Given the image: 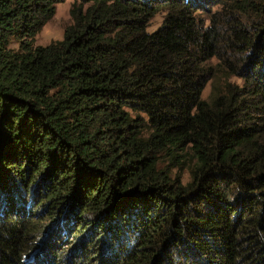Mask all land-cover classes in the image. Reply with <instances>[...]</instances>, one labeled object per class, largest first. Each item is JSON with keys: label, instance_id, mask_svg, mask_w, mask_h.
I'll return each instance as SVG.
<instances>
[{"label": "trees", "instance_id": "trees-1", "mask_svg": "<svg viewBox=\"0 0 264 264\" xmlns=\"http://www.w3.org/2000/svg\"><path fill=\"white\" fill-rule=\"evenodd\" d=\"M63 1L0 0V264H264V0H73L35 45Z\"/></svg>", "mask_w": 264, "mask_h": 264}, {"label": "rangeland", "instance_id": "rangeland-1", "mask_svg": "<svg viewBox=\"0 0 264 264\" xmlns=\"http://www.w3.org/2000/svg\"><path fill=\"white\" fill-rule=\"evenodd\" d=\"M73 0H64L63 2L57 3L55 8L54 16L46 22L41 28L40 32L36 35L34 44L35 45H47L52 41L60 40L63 37L64 28L71 22L69 16V8ZM205 18V14L201 15ZM162 14L159 13L155 15L149 24L148 30L152 31L155 29L161 22ZM11 47H16L17 43L12 41L10 44ZM209 63L213 66L215 72L212 79L206 83L202 97L207 98L211 92L212 85H220L228 80H233L238 83H241L242 80L236 77H233L222 70V68L218 65V61L214 58ZM183 180H187V175H183Z\"/></svg>", "mask_w": 264, "mask_h": 264}]
</instances>
